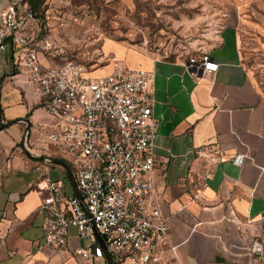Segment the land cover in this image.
<instances>
[{
  "label": "crops",
  "instance_id": "obj_1",
  "mask_svg": "<svg viewBox=\"0 0 264 264\" xmlns=\"http://www.w3.org/2000/svg\"><path fill=\"white\" fill-rule=\"evenodd\" d=\"M231 1L219 41L206 53L219 64L215 71L194 74L189 58L113 39L102 45L101 59L111 62L100 75L116 65L155 72L154 179L169 245L176 246L159 264H264V252L249 249L256 239L264 244V86L246 57V49L256 50L264 67V0ZM46 18L54 22L48 10ZM0 107V264H83L75 249L85 241L75 226L67 245L45 243L43 179H58L76 194L62 163L72 167L50 144L52 119L9 51L0 52ZM207 144L223 148L227 161L195 153ZM237 152L246 154L243 165L228 160ZM196 181L206 183L198 199ZM93 264L108 263L104 256Z\"/></svg>",
  "mask_w": 264,
  "mask_h": 264
},
{
  "label": "built area",
  "instance_id": "obj_2",
  "mask_svg": "<svg viewBox=\"0 0 264 264\" xmlns=\"http://www.w3.org/2000/svg\"><path fill=\"white\" fill-rule=\"evenodd\" d=\"M4 51L47 109L48 140L70 163L82 194V199L67 194L60 180L45 176L40 205L45 243L67 245L69 228L75 226L85 241L75 249L83 264L104 257L95 228L115 264H159L166 251L175 253L154 179L160 124L153 111L155 72L116 65L108 74L93 75L88 65L63 55V44L44 29L29 0H0ZM218 65L205 54L189 58L187 66L197 74ZM195 153L207 154L212 163L227 161L225 150L215 144L199 146ZM228 160L240 166L246 154L237 152ZM205 186V181L194 183V199ZM249 249L264 252V244L256 239Z\"/></svg>",
  "mask_w": 264,
  "mask_h": 264
},
{
  "label": "rangeland",
  "instance_id": "obj_3",
  "mask_svg": "<svg viewBox=\"0 0 264 264\" xmlns=\"http://www.w3.org/2000/svg\"><path fill=\"white\" fill-rule=\"evenodd\" d=\"M231 0H46L45 25L63 44V55L76 58L95 75L111 62L101 59L102 45L113 39L134 48L160 49L169 57H201L219 41ZM51 17L49 24L46 11ZM245 43L254 48L253 40ZM251 41V42H250ZM257 52L246 57L264 86ZM105 70V69H103ZM262 72V73H261Z\"/></svg>",
  "mask_w": 264,
  "mask_h": 264
},
{
  "label": "water",
  "instance_id": "obj_4",
  "mask_svg": "<svg viewBox=\"0 0 264 264\" xmlns=\"http://www.w3.org/2000/svg\"><path fill=\"white\" fill-rule=\"evenodd\" d=\"M200 74H202V71L200 72ZM28 129H29V128H27V130H28ZM62 164L65 165V167H66V168L68 169V171H69L70 180H71L72 186H73V188H74V190H75V192H76V195H77L80 199H82V194H81V192H80V190H79V188H78V185H77V182H76V178H75L74 172L68 167L67 164H64V163H62ZM93 224H94V223H93ZM94 226H95V224H94ZM95 231H96V234H97V236H98V238H99V240H100V242H101V244H102V247H103V250H104V256L106 257L107 263H108V264H115V262H114V260H113V258H112L111 253H110V252L108 251V249H107V246H106V244H105V242H104L103 237L101 236V234L98 233V231H97L96 228H95Z\"/></svg>",
  "mask_w": 264,
  "mask_h": 264
},
{
  "label": "trees",
  "instance_id": "obj_5",
  "mask_svg": "<svg viewBox=\"0 0 264 264\" xmlns=\"http://www.w3.org/2000/svg\"><path fill=\"white\" fill-rule=\"evenodd\" d=\"M29 3H30L32 10L36 14V16L43 20L44 29H47L46 25H45V21H44L45 14H44V12L38 11L41 9L42 6L43 7L45 6L46 0H29ZM0 119L1 120L3 119V110L1 107H0ZM0 127H1V124H0ZM61 160L63 161L64 159H61Z\"/></svg>",
  "mask_w": 264,
  "mask_h": 264
}]
</instances>
